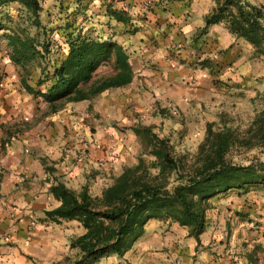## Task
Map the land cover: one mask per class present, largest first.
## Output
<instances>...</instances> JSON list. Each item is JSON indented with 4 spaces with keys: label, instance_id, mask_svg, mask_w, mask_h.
<instances>
[{
    "label": "crops",
    "instance_id": "0c3cea01",
    "mask_svg": "<svg viewBox=\"0 0 264 264\" xmlns=\"http://www.w3.org/2000/svg\"><path fill=\"white\" fill-rule=\"evenodd\" d=\"M180 1L169 3L162 17L169 18L165 22L174 30L163 25L161 34L154 29L145 36L141 27L126 40L124 48L133 54H127V83L77 101L47 98L45 83L38 84L41 68L28 74L21 66L35 57L18 59L10 49L0 52V264H75L78 250L70 247V239L84 230L76 220L46 218L45 211L59 204L50 188L61 182L100 195L123 166L108 154L129 146L122 126L135 132L149 128L133 125L137 112H146L155 99L182 100L186 91L180 77L189 72L170 56L179 48L177 59L184 57L182 47L189 36L199 37L209 10L200 22L188 23V7ZM114 10L108 14L115 21L138 22L132 16L117 20ZM209 28L220 46L235 40L218 24ZM124 159L121 155L120 161ZM205 224L196 238L178 222L152 218L123 255L107 251L80 264H264V195L250 189L217 195L205 212Z\"/></svg>",
    "mask_w": 264,
    "mask_h": 264
},
{
    "label": "trees",
    "instance_id": "16d2710c",
    "mask_svg": "<svg viewBox=\"0 0 264 264\" xmlns=\"http://www.w3.org/2000/svg\"><path fill=\"white\" fill-rule=\"evenodd\" d=\"M11 1L21 4L27 15L24 21L40 25L41 0H0V7ZM112 15L126 21L121 11L114 10ZM220 22H225L230 33L250 43L264 57V9L261 5L218 0V5L204 16L198 35ZM43 32L46 33L45 27ZM16 40L19 46L14 49L13 56L18 59L35 57V54L43 57L44 52L51 51L49 41L40 42L36 35ZM66 43L65 56L49 61L51 69L41 68L38 84L45 83L49 100L77 101L89 96L82 86L112 53L116 56V72L105 78L94 92L125 84L131 79L127 54L115 42L78 33L69 35ZM143 130L151 134L149 128ZM246 133L249 134L240 139L230 128L214 130L208 123L191 165L172 155L167 138L151 134L147 143L151 156L148 163L140 156L136 164L121 166L111 183L97 196L91 195L86 187L76 191L61 182L52 185L50 190L59 204L46 210L45 216L54 222L76 220L82 226L83 233L70 239V247L78 250L75 264L97 258L107 251L123 255L143 234L146 222L152 218L178 222L198 238L206 226L205 212L211 206V198L231 190L246 192L257 184L264 186V161L252 159L240 165L229 158L230 149L237 142L264 147V105Z\"/></svg>",
    "mask_w": 264,
    "mask_h": 264
},
{
    "label": "rangeland",
    "instance_id": "374dc122",
    "mask_svg": "<svg viewBox=\"0 0 264 264\" xmlns=\"http://www.w3.org/2000/svg\"><path fill=\"white\" fill-rule=\"evenodd\" d=\"M241 1L261 5L264 9V0ZM174 2L181 1L41 0L40 25L35 26L27 20L24 21L27 15L21 4L11 1L0 7V52L7 49L13 52L19 46L17 37L23 41L36 35L38 41L52 42L54 48L49 53L44 52L43 57L35 54L37 60L33 58L31 62L21 65L24 72L31 74L38 67L51 69L49 61L53 62L63 56L68 36L80 33L113 41L120 45L129 57L133 54L124 48L125 42L131 38L130 34L135 35L138 28H143L142 33L145 36L151 34L154 29L161 34L163 25L174 30L172 24L165 22L169 18L165 21L162 18L166 16L169 3ZM182 2L188 7V23L192 20L200 22L203 12H210L218 5V0ZM110 8L121 11L125 19L129 16L135 17L138 22H117L109 16ZM217 24L227 29L225 22ZM44 27L46 33L43 32ZM209 29L205 34L198 35L199 37H188L186 46L182 47L184 57L181 60L177 59V56L182 52L175 53L179 48L170 56L182 66V70L189 72L180 77L186 91L182 100L176 103L168 101V98L164 99L165 101L161 98L155 99L146 112H137L139 116L133 122V125L149 127L151 134L167 138L172 155L186 165L193 163L198 146L205 137L208 123L214 130L221 127L230 128L236 137L242 139L249 134L246 130L264 105V57L259 55L250 43L234 34L235 40L231 44L220 46L218 39L213 37ZM37 49L41 50L40 45H37ZM115 58L112 53L108 60L101 62L91 81L82 86L89 95H95L98 91L94 90L101 85L105 75L115 70ZM97 116L93 118L99 119ZM129 127L122 126L120 129L125 134L123 139L129 146H125L121 153L113 150L116 156L110 157L109 160L123 166H132L142 156L145 163H148L151 156L147 143L151 134L147 135L146 131L144 133L142 128H138L142 135H137L134 129ZM121 155L125 158L122 162ZM229 158L233 163L240 165H246L252 159L264 161V147L237 142L230 149ZM249 189L257 195H264L262 184L250 186Z\"/></svg>",
    "mask_w": 264,
    "mask_h": 264
},
{
    "label": "built area",
    "instance_id": "2783aa9c",
    "mask_svg": "<svg viewBox=\"0 0 264 264\" xmlns=\"http://www.w3.org/2000/svg\"><path fill=\"white\" fill-rule=\"evenodd\" d=\"M108 154L110 155V157H115L116 156L115 155L116 153L113 150H110Z\"/></svg>",
    "mask_w": 264,
    "mask_h": 264
}]
</instances>
